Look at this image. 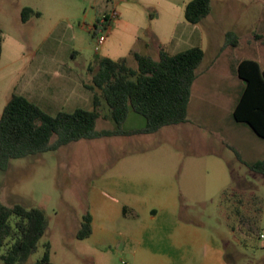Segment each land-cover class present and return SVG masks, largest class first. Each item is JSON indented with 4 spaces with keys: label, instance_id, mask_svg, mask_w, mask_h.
Returning <instances> with one entry per match:
<instances>
[{
    "label": "rangeland",
    "instance_id": "1",
    "mask_svg": "<svg viewBox=\"0 0 264 264\" xmlns=\"http://www.w3.org/2000/svg\"><path fill=\"white\" fill-rule=\"evenodd\" d=\"M189 1L0 0V115L12 94L51 116L90 110L88 67L103 58L134 69L132 53L204 52L185 123L82 139L0 168L1 203L47 217L26 264L45 244L50 264H264V177L246 166L264 159V139L232 118L237 64L254 60L264 72V0H210L197 24L184 18ZM23 8L38 15L22 21ZM228 33L235 47L224 45ZM98 112L96 131L117 128L105 105ZM144 127L130 110L120 128ZM87 213L92 232L80 240Z\"/></svg>",
    "mask_w": 264,
    "mask_h": 264
},
{
    "label": "trees",
    "instance_id": "2",
    "mask_svg": "<svg viewBox=\"0 0 264 264\" xmlns=\"http://www.w3.org/2000/svg\"><path fill=\"white\" fill-rule=\"evenodd\" d=\"M210 4V0H190L185 5V20L191 24L201 22L209 15ZM31 15L38 14L23 8L21 20L26 21ZM2 43L0 30V57ZM224 45L235 47L237 38L232 33L226 34ZM132 57L136 62L134 69L128 67L124 57L103 58L95 68L88 67L90 83L84 87L91 94L90 110L76 109L51 116L26 97L12 94L0 115V168H6L12 159L54 151L82 139L152 134L162 127L185 123L191 86L202 63L203 50L191 47L173 55L160 50L158 59L138 53H132ZM236 75L242 89L232 118L264 139V72L256 61L244 59L237 64ZM102 105L108 108V117L117 126L115 130H95ZM130 110L145 119L144 128L133 131L120 128ZM53 136L56 138L51 141ZM246 166L264 177V159ZM47 227V217L41 208L7 207L0 201V261L26 264ZM91 232L92 216L87 213L81 219L76 238L85 239ZM49 251V244H45L42 257L33 264H50Z\"/></svg>",
    "mask_w": 264,
    "mask_h": 264
},
{
    "label": "built area",
    "instance_id": "3",
    "mask_svg": "<svg viewBox=\"0 0 264 264\" xmlns=\"http://www.w3.org/2000/svg\"><path fill=\"white\" fill-rule=\"evenodd\" d=\"M112 17H114V15H112ZM105 20V19H104ZM99 24L101 25H104V21H100L99 22ZM94 29H95V27H94ZM105 40V37L104 36H100L99 38H98V44H101L103 41Z\"/></svg>",
    "mask_w": 264,
    "mask_h": 264
},
{
    "label": "crops",
    "instance_id": "4",
    "mask_svg": "<svg viewBox=\"0 0 264 264\" xmlns=\"http://www.w3.org/2000/svg\"><path fill=\"white\" fill-rule=\"evenodd\" d=\"M211 67H212V65H210V66L208 67V69H207V70H210V69H211Z\"/></svg>",
    "mask_w": 264,
    "mask_h": 264
},
{
    "label": "water",
    "instance_id": "5",
    "mask_svg": "<svg viewBox=\"0 0 264 264\" xmlns=\"http://www.w3.org/2000/svg\"><path fill=\"white\" fill-rule=\"evenodd\" d=\"M243 84H245V82H243Z\"/></svg>",
    "mask_w": 264,
    "mask_h": 264
}]
</instances>
